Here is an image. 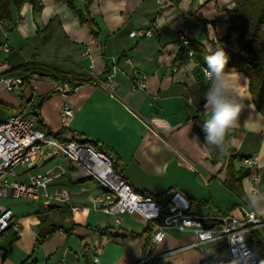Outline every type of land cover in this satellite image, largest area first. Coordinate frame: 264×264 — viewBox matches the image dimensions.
I'll list each match as a JSON object with an SVG mask.
<instances>
[{
  "label": "crops",
  "instance_id": "obj_1",
  "mask_svg": "<svg viewBox=\"0 0 264 264\" xmlns=\"http://www.w3.org/2000/svg\"><path fill=\"white\" fill-rule=\"evenodd\" d=\"M38 1L41 10L24 4L14 11L11 22L14 27L6 35L0 28V46L7 44L10 51L0 53V75L15 66L18 57L25 62L33 59L53 64L63 73L75 76L73 83L81 84L69 97L61 96L57 108L59 114L66 102L74 114L61 129L53 130L48 124L49 117L43 113V104L39 110L36 106L41 98L55 93V82L38 76L32 80L33 76L24 88L12 91L19 92L16 106L8 103L4 93L8 91L0 86V108L11 113L0 121L23 110L39 112V118L51 132H62L61 138L97 144L102 153L113 159L119 175L135 192L151 197L158 204H164L174 191L181 192L190 201L191 213L203 219L224 213L239 215L238 207L247 201L245 189L249 188L250 170L243 162L245 159H255L256 167L251 174L260 175L257 189L264 191V115L257 117V113L264 114V82L258 98L253 100L249 80L235 69L225 70L235 74L228 79L243 111L226 133L228 153L220 155L215 148L205 151L200 144L205 141L202 125L208 111L204 93L210 81L194 57L188 56L190 49H180L176 38L177 32L182 31L189 41L197 42L210 54L227 35L236 7L233 0H176V6L166 0L162 10L155 0H93L89 16L96 25L91 29L98 31L96 36L79 24L63 0ZM73 3L85 15V0ZM198 17L205 21L204 33L197 24ZM152 25L160 27L157 37L129 36ZM63 39L68 42L67 47ZM86 50L88 57L82 55ZM11 53L15 56L7 61ZM64 54L67 55L61 60L59 57ZM126 59L137 66L135 71ZM91 60L98 79L111 74L114 67L117 95L138 116L154 121L161 133L159 138L129 115L124 105L91 85L87 73ZM138 73L147 77L146 86L130 95ZM153 106L156 112L152 111ZM193 116H197L199 132L194 130ZM197 139L199 143L195 142ZM56 165L71 170L65 160L54 158L44 160L40 167H25L15 174L24 181L28 174L43 173ZM228 166L232 178L238 172L246 174L236 183L239 191L226 185L230 178ZM71 176L69 173L55 180L52 187L67 188L71 203L81 211L70 213L64 206L53 203L48 209L42 205L43 211H34L24 219L14 214L21 231L9 230L0 238V241L8 239L0 242V264H92L90 257L81 252L82 246L99 251L98 264H136L143 257L150 231L142 218L125 215L121 224L115 226L112 217L91 209L93 199L101 193L99 185L93 180L72 182ZM73 187L76 191L69 189ZM90 212L100 213L104 218L99 222L93 220ZM42 217L62 230L35 248ZM95 227L108 229L107 235L91 231ZM258 233L264 240V234ZM193 241L188 232L167 231L165 240L153 249V254L164 255L159 264H233L224 243L187 248Z\"/></svg>",
  "mask_w": 264,
  "mask_h": 264
},
{
  "label": "built area",
  "instance_id": "obj_2",
  "mask_svg": "<svg viewBox=\"0 0 264 264\" xmlns=\"http://www.w3.org/2000/svg\"><path fill=\"white\" fill-rule=\"evenodd\" d=\"M159 10L165 8L166 0H155ZM11 22L0 21V28L5 33L12 29ZM159 26L152 25L149 29H140L131 32L133 37H157ZM177 42L180 49L187 48L189 40L182 31H178ZM7 44L0 46V53H9ZM89 56V50L83 54ZM192 57L193 52L188 51ZM89 68L88 76L92 79L91 85L101 88L109 98L120 102L129 115L135 118L152 136L159 138L161 133L153 120L138 116L117 95V84L114 81V67L112 73L103 79H98L93 66ZM126 63L135 71L137 66L129 59ZM205 76V70L203 69ZM206 77V76H205ZM207 78V77H206ZM145 75H135L129 94L134 95L146 86ZM208 79V78H207ZM0 85L8 92L18 90L22 86V79L16 77H3L0 75ZM55 93L66 98L76 89H72L69 81L55 83ZM188 104L191 100L187 99ZM74 114L72 107L66 102L59 111L58 117L62 124ZM54 158L66 161L70 171L63 165H56L43 173L28 174L24 181L17 178L15 168L40 167L43 161ZM42 159V162H41ZM244 164L250 170L247 177L251 189H257L260 175L251 174L256 167L255 159H245ZM113 159L95 150L90 143L77 142L72 139L56 138L47 134L37 123L33 113L25 110L17 112L0 121V238L12 230L21 231L19 220L15 218L12 210L2 204L7 199L41 201L43 207L48 209L53 203L64 206L70 213L81 211L79 206L71 203V192L67 188L52 187V183L63 176L72 173L71 181L93 180L101 188V193L91 203L93 211L109 215L113 224L119 226L125 215H138L146 223L150 235L145 246L144 255L136 264H159L164 255H154L153 249L160 245L166 237L167 231L180 233L188 232L193 235L194 241L187 248L201 249L209 243L221 242L226 246L228 255L233 264H264V258L252 240L253 232L264 234V213H253L244 200L238 207L239 215L231 213L221 214L218 217L201 218L191 213L190 201L178 191H174L164 204H158L151 197L135 192L131 186L113 169ZM217 225L210 228L208 224ZM163 232V241L156 237ZM211 232L212 241H201L198 233ZM81 252L91 259L92 264L99 263L100 253L97 249L81 247Z\"/></svg>",
  "mask_w": 264,
  "mask_h": 264
},
{
  "label": "trees",
  "instance_id": "obj_3",
  "mask_svg": "<svg viewBox=\"0 0 264 264\" xmlns=\"http://www.w3.org/2000/svg\"><path fill=\"white\" fill-rule=\"evenodd\" d=\"M63 1L66 3L69 10L77 16L79 24L81 26H86L90 30L92 29V26H96L94 21L89 16V9L93 3V0H85V15L76 8L73 0ZM233 1L237 5L239 11L247 15V23L243 27L240 25H235V23H231V25L227 29V35L223 37L218 43L220 44V47L225 48V51L228 55V61L225 66V70L235 69L236 71L242 73L249 80V92L251 97L253 98V100H256L263 84V79L261 78V76L264 75V0ZM170 3L173 6L177 5L176 0H170ZM24 4L31 5L33 10L35 11L41 10L38 0H0V21L4 20L7 22H12L13 15L15 13L14 11L19 10V8ZM197 24L202 28V32L204 33L205 21L198 17ZM91 33L93 36H96L98 34V31L93 32L91 30ZM238 43H241V52H238L236 49V45H238ZM212 46L214 47L215 44H212ZM188 49L193 51L194 61L198 65V68H202L205 70L208 67L205 61V57L209 54L204 49V47H202L197 42L189 41ZM14 56L15 54L11 53L8 55L6 60L10 61ZM18 59V63L15 66L11 67L8 71L2 73L1 76L21 78V88H24L27 85V81L33 76H38L40 78H49L55 83L67 80L69 81V84L73 90L81 86V84L73 83L65 73L57 68L37 62L33 59L28 62L21 60L19 57ZM54 94L52 93L41 98L36 110H39L41 105L49 98H51V96H53ZM33 114L37 118L39 127L43 129L47 134L53 135L56 138L62 137V132L53 133L50 131V129L39 118V112H35ZM193 122L194 130L196 132H199L197 116H193ZM82 143L90 142L82 141ZM92 146L96 151L102 153V149L99 148L97 144L93 143ZM231 159L232 158L230 157V160ZM113 169L117 174H119L116 168V163H113ZM227 172L230 178L226 180V185L233 191H239L240 189L236 186V183H238L243 177H245L246 174L238 172L236 173V176L232 178V171L230 166H228ZM142 195L146 196L144 194ZM216 225L217 224L213 222L209 227L213 228ZM60 230H62L61 227L51 224L47 217H42L39 220L35 248L41 246L47 239L51 238L56 232ZM91 231L99 234L100 236H104L107 235L106 231H108V229L95 227L91 229ZM251 237L257 249L264 255V240H262L259 233L253 232Z\"/></svg>",
  "mask_w": 264,
  "mask_h": 264
},
{
  "label": "clouds",
  "instance_id": "obj_4",
  "mask_svg": "<svg viewBox=\"0 0 264 264\" xmlns=\"http://www.w3.org/2000/svg\"><path fill=\"white\" fill-rule=\"evenodd\" d=\"M207 68L205 76L210 84L204 93L205 106L208 111V118L202 125V131L205 135V141L201 148L207 151L209 148H215L220 155L227 151L226 133L240 119L243 106L236 99V94L231 89L229 77L235 75L226 73L225 66L228 61V55L223 47H216L210 50V54L205 57ZM264 114L257 113V117ZM248 121H245L247 125ZM199 143L198 139L195 141ZM245 195L248 207L253 213H264V191L259 189H245ZM201 241H212L211 232L198 233ZM157 241H163V232L156 237Z\"/></svg>",
  "mask_w": 264,
  "mask_h": 264
},
{
  "label": "rangeland",
  "instance_id": "obj_5",
  "mask_svg": "<svg viewBox=\"0 0 264 264\" xmlns=\"http://www.w3.org/2000/svg\"><path fill=\"white\" fill-rule=\"evenodd\" d=\"M233 11L234 12L232 15L231 23H235V25H240L242 27L245 26L247 23V18H248L247 15L243 14L241 11H239V9L237 8V5ZM2 42H3V40H2ZM63 42H64L63 44H65L67 47L68 42H66L65 39H63ZM236 49L238 52H241V50H242L241 43H238V45H236ZM66 55L67 54H64L59 58L62 60L66 57ZM51 66H53V64ZM1 67L2 66H0V69H1ZM66 75L69 79L72 80V82H74L76 80L75 76L68 75V74H66ZM261 78L263 79V82H264V75H262ZM35 79H38V77L35 76L34 78H32V80H35ZM4 93H6L7 98H9V100L7 99L8 103L13 104V106H16V104H17L16 102L19 101V97H18L19 92L15 91V92H4ZM67 97H69V95ZM0 98H1V96H0ZM61 99H62V97L55 93L53 96H51V98H49L47 101H45L42 105L43 113L49 117V123L48 124L53 130H56V129L59 130L63 127V124L59 120L58 110H57L58 106H60V104L62 102ZM36 108H37V106H36ZM10 114H11L10 112H7V111L3 110L2 108H0V119L5 117V116H8ZM23 168H25V167L15 168L14 171L18 172V171L22 170ZM90 186H92V185H90ZM69 189L72 191L73 190L76 191V188H74V187L69 188ZM2 203L4 205L10 207L12 212L16 215V217H19L22 219L26 218L28 215L33 214L34 211H35L34 213H36L38 211H40V212L43 211L41 201L7 199V200L2 201ZM89 215L93 220H96L98 222L104 218V215H102L100 213L90 212ZM8 238H9V236H8ZM7 240L8 239H4V240H1L0 242H4V241L6 242Z\"/></svg>",
  "mask_w": 264,
  "mask_h": 264
},
{
  "label": "water",
  "instance_id": "obj_6",
  "mask_svg": "<svg viewBox=\"0 0 264 264\" xmlns=\"http://www.w3.org/2000/svg\"><path fill=\"white\" fill-rule=\"evenodd\" d=\"M152 111L153 112H156V108L154 106L152 107Z\"/></svg>",
  "mask_w": 264,
  "mask_h": 264
}]
</instances>
